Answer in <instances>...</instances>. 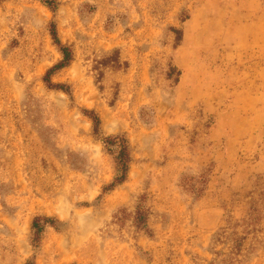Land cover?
<instances>
[{"label":"rangeland","instance_id":"rangeland-1","mask_svg":"<svg viewBox=\"0 0 264 264\" xmlns=\"http://www.w3.org/2000/svg\"><path fill=\"white\" fill-rule=\"evenodd\" d=\"M57 1L0 0V264H264V0ZM52 20L70 94L42 80ZM82 109L131 146L106 193L115 163ZM35 215L57 219L36 247Z\"/></svg>","mask_w":264,"mask_h":264},{"label":"trees","instance_id":"trees-1","mask_svg":"<svg viewBox=\"0 0 264 264\" xmlns=\"http://www.w3.org/2000/svg\"><path fill=\"white\" fill-rule=\"evenodd\" d=\"M50 11L54 12L58 8L57 0H40ZM176 33V41L181 40L182 31L180 29H173ZM49 34L58 52L60 59L50 66L44 73L42 80L49 88H55L70 94V88L64 83H55L51 80V76L61 69L67 67L73 60V51L68 44L63 43L57 33L55 21L49 23ZM120 66V60L117 52H113L109 56L104 57L98 62V67H112L117 68ZM179 74V71H177ZM98 77H102V72H98ZM99 81V79H97ZM83 114L88 117L92 123L93 134L100 137L104 148L110 154L115 163V174L112 180L102 187V192L106 193L114 189L117 185L123 183L128 175L129 165L132 161L131 146L128 138L124 134L106 135L103 136L100 129V118L92 110L82 109ZM145 196L139 197V202L133 214V222L137 228L147 230V217L149 214L148 207L145 205ZM57 219L46 215H35L31 220L30 225V243L36 247L38 246L42 233L46 225L55 227ZM248 223V222H246ZM253 223V222H251ZM150 232V231H148ZM150 234V233H149ZM244 237L237 235L234 239L233 248L237 251L241 249L242 240ZM25 264H35L33 259H28Z\"/></svg>","mask_w":264,"mask_h":264}]
</instances>
